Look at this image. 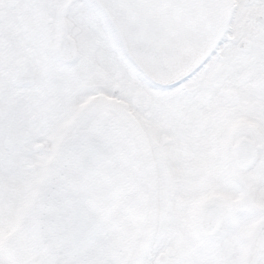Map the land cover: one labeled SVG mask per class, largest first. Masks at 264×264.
Segmentation results:
<instances>
[{
  "label": "flooded vegetation",
  "instance_id": "flooded-vegetation-1",
  "mask_svg": "<svg viewBox=\"0 0 264 264\" xmlns=\"http://www.w3.org/2000/svg\"><path fill=\"white\" fill-rule=\"evenodd\" d=\"M226 1L216 49L160 86L96 0H0V264L68 261L43 263L38 200L62 143L102 113L132 133L148 197L123 264H264V0Z\"/></svg>",
  "mask_w": 264,
  "mask_h": 264
},
{
  "label": "water",
  "instance_id": "water-1",
  "mask_svg": "<svg viewBox=\"0 0 264 264\" xmlns=\"http://www.w3.org/2000/svg\"><path fill=\"white\" fill-rule=\"evenodd\" d=\"M132 62L167 86L196 69L222 35L226 0H96ZM139 149L115 116L102 113L60 146L45 178L36 231L43 263H126L147 221Z\"/></svg>",
  "mask_w": 264,
  "mask_h": 264
},
{
  "label": "rangeland",
  "instance_id": "rangeland-1",
  "mask_svg": "<svg viewBox=\"0 0 264 264\" xmlns=\"http://www.w3.org/2000/svg\"><path fill=\"white\" fill-rule=\"evenodd\" d=\"M101 93L105 97H110L111 99H114L117 104H123V102H127V105L132 108L134 99H132L129 95V93L126 90H122L119 94H114L112 91V86L110 87H103L101 89Z\"/></svg>",
  "mask_w": 264,
  "mask_h": 264
}]
</instances>
